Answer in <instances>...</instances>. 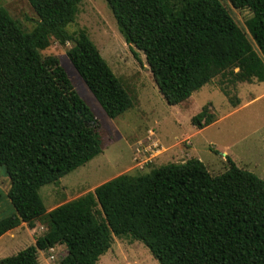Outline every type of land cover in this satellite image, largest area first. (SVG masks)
I'll return each mask as SVG.
<instances>
[{
    "label": "trees",
    "instance_id": "trees-1",
    "mask_svg": "<svg viewBox=\"0 0 264 264\" xmlns=\"http://www.w3.org/2000/svg\"><path fill=\"white\" fill-rule=\"evenodd\" d=\"M80 1L27 0L38 17L28 31L0 6V169L10 181L0 202L6 197L11 206L0 235L22 222L33 227L37 218L48 223L0 264H40L38 252L56 244L66 247L60 264H96L113 237L142 241L160 264H264V179L230 157L215 175L196 158L119 174L46 211L40 187L102 150L91 108L58 58L40 51L52 38L71 42L67 58L107 116L133 102L87 32L67 31ZM228 1L251 11L245 24L258 50L219 0H106L168 104L219 76L235 107L240 101L228 84L264 81V0ZM190 121L203 128L215 116L205 104Z\"/></svg>",
    "mask_w": 264,
    "mask_h": 264
},
{
    "label": "rangeland",
    "instance_id": "rangeland-1",
    "mask_svg": "<svg viewBox=\"0 0 264 264\" xmlns=\"http://www.w3.org/2000/svg\"><path fill=\"white\" fill-rule=\"evenodd\" d=\"M238 27L246 34L248 8H235L228 0H219ZM26 31L38 20L27 0H0ZM75 36L84 29L98 48L101 56L133 97L131 107L117 117L106 115L87 88L66 51L71 42L59 44L53 38L41 50L43 56L54 55L65 69L73 88L86 101L94 117V128L101 140V152L89 161L62 176L57 183L40 187L46 211L92 191L97 185L119 174H144L166 163H181L189 158L202 161L215 175L228 167L227 157L243 169L264 179V81L227 85L231 96L239 104L231 106L220 90V77L213 78L188 98L168 104L152 77L144 54L125 42L106 0H81L75 19L67 25ZM138 57H136V55ZM209 104L215 121L203 128L191 124V117ZM8 176L0 169V190L9 189ZM11 206L6 197L0 202V217L7 215ZM48 223L37 218L33 227L22 222L0 235V258L15 254L43 235ZM66 254L63 244L39 251L40 264H60ZM96 264H160L140 240L113 237L110 248Z\"/></svg>",
    "mask_w": 264,
    "mask_h": 264
}]
</instances>
